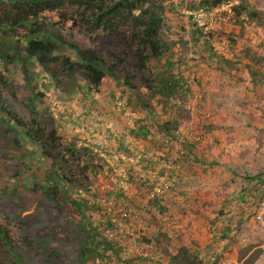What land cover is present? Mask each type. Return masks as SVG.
<instances>
[{
  "label": "rangeland",
  "instance_id": "1",
  "mask_svg": "<svg viewBox=\"0 0 264 264\" xmlns=\"http://www.w3.org/2000/svg\"><path fill=\"white\" fill-rule=\"evenodd\" d=\"M187 1L171 0L167 4L175 12L165 13L162 37L186 39V16H190L203 32L210 34L211 45L218 55L230 60L233 66L229 75H223L213 69V60L201 61L197 57L192 60L186 46H175L172 51L181 61L178 69L185 75L190 88L184 103L188 124L177 133V141L193 145L192 156L186 162L176 161L180 144L168 142L157 134L152 123L176 118L173 101L147 99L143 92L142 100L149 102L152 108L149 132L151 139L157 140L152 143L148 139L135 140L127 134L132 123L146 113L138 111L133 99L125 92L121 94L122 88L109 78L102 79L98 92L90 98H82L79 92L67 99L69 93L65 90L70 91L73 76L54 66L51 68L52 81L46 79V73H41L35 79L36 87L45 94L41 100L43 107L53 114L65 111L61 121L54 119L62 137L65 138V134L73 136L76 147L89 145L95 154L93 161L102 166L90 177L87 186L93 194L109 191L106 200H99V203L117 224L113 238L124 250L121 260L141 254L147 259L133 264L160 261L156 247L151 243L144 245L140 239L151 238L158 231L165 233L172 250L180 245L197 248L201 257L209 262L213 253V257L219 255V261L237 264L236 250L257 243L262 253L253 264H264V196L257 201V207H246L236 199L240 187L246 186V176L264 170V85L257 94L260 96L253 95L244 68L249 61L242 58L248 47L264 54V25L244 24L240 31L230 21V7L236 0H226L212 12L198 10L194 13L186 10ZM246 1L264 16V0ZM53 31L60 34L65 44L80 48L96 46L93 34L57 28ZM63 51L62 54L72 55L67 47ZM163 64V59L154 62L153 72ZM15 66H7L2 71L3 80L10 83V88H0V106L26 122L30 118L25 104L28 92L18 87L22 76L18 65ZM30 71L37 70L32 67ZM49 83V88L43 86ZM2 116L0 114V157H3L0 158V226L7 231L13 247L11 254L1 255V264H75L81 245V234L75 226L78 216L68 204H56L33 188V184L40 181L41 167L49 168L50 161L46 158L41 163L37 155L29 165L40 168L24 170L19 159L22 152L19 140L5 126ZM137 155L140 157L135 160ZM16 169L20 171V179L13 174ZM248 183L249 193L256 187L254 180ZM118 187L120 195L116 194ZM75 191L70 193V198L89 197L88 193ZM151 193H157L164 207L163 214L151 208ZM254 199L257 197L247 199V203ZM92 201L97 204V199ZM108 201L114 206H107ZM126 203L127 216L121 218ZM220 209L233 220L237 216L243 218L238 230L228 232L235 240L228 248L224 247L225 241L216 239L221 223L210 226ZM90 212L91 219L97 223L101 221L100 212ZM150 218H155L154 225L150 224ZM158 226L162 230H158ZM121 260L110 258L95 264H122Z\"/></svg>",
  "mask_w": 264,
  "mask_h": 264
},
{
  "label": "trees",
  "instance_id": "2",
  "mask_svg": "<svg viewBox=\"0 0 264 264\" xmlns=\"http://www.w3.org/2000/svg\"><path fill=\"white\" fill-rule=\"evenodd\" d=\"M170 1L0 0V88H10V83L7 84L3 80L5 77L2 71H5L7 66L18 65L22 76L18 87L28 92L25 104L30 118L24 122L1 106L0 114L1 116L3 114L2 120L5 126L13 131L19 140V149L22 151L19 159L24 170L40 168L37 165H29L37 155L41 163L46 158L50 161L49 168L41 167L40 181L35 182L33 188L38 189L46 199L56 204H68L78 216L75 219V226L81 234V245L75 256V264H95L97 261L110 258L120 262L124 250L113 238L116 222L100 207L99 200L104 202L109 191L93 194L88 190L87 183L90 177L102 166L96 165L93 161L95 154L89 149L91 148L89 145L76 147L73 136L66 137L65 134V138L62 137L54 125V119L60 118L61 121L65 111L60 110L53 114L52 110L43 107L41 100L45 94L36 87L35 79L41 73H46V79L52 81L51 68L55 66L64 69L70 77L73 76L70 91L65 90V93H69L67 99L79 92L83 94L82 98H90L98 92L102 79H111L117 87L122 88L121 94L125 92L133 99L138 111L143 110L146 113L143 118L136 119L132 123L127 129V134L135 140L148 139L152 143H157V140L151 139L152 134L149 132L151 126L148 121L152 119V108L149 102L142 100L143 92L147 95V99L173 101L176 118L163 123L155 120L152 123L157 134L164 136L168 142L180 144L181 150H177L176 161L186 162L192 156L193 145L188 141H177V133L183 125L188 124L184 103L190 94V88L185 75L178 69L181 61L172 51L175 46H186L190 49L192 60L195 57L201 61L213 60V69L223 75L230 74L233 63L218 55L211 45L210 34L203 32L190 16H186V39L182 37L176 40L164 39L161 31L165 28V13L175 12L172 7L164 4ZM225 1L188 0L186 10L193 13L198 10L212 12ZM230 10L232 11L230 21L238 26L240 31L244 24L264 25L263 13L249 5L246 0H236ZM56 28L68 32L77 30L93 34L96 46L80 48L73 44H65L60 34L53 31ZM65 47L72 55L62 54ZM173 58L176 59L172 60ZM242 58L249 61L244 68L249 80V89L253 95H257L264 85V54L252 51L248 47L243 51ZM162 59L164 62L162 67H157V71L153 72L154 62ZM32 67L37 71L32 73L30 71ZM76 75L78 78H75ZM43 86L49 88L50 83ZM19 173L17 169L14 171L16 179H20ZM253 180L256 188L248 193L247 184ZM246 181V186L240 187L236 193V199L246 207L250 205L257 207V201L264 196V170L258 171L251 177L246 176ZM150 187L152 188V185ZM75 189L88 193L89 197L84 199L78 195L70 198V193ZM118 190L116 194L120 195L119 187ZM4 191H7V188H4ZM151 196V208L163 214L164 207L160 205L157 193H151ZM254 197L257 199L247 203V199ZM94 199H97V204L92 201ZM111 205L108 201L107 206ZM126 205L127 203L122 209L121 218L127 216ZM91 210L94 213H101L99 216L101 221L98 220L97 223L96 220L91 219ZM219 217L220 221H218ZM154 219L150 218L151 225L155 224ZM216 223H221L216 231V239L225 241V248L232 246L235 243L234 235L229 237L228 232L238 230L243 218L237 216L233 220V217H228L226 211L220 209L210 226L213 227ZM157 228L162 230L160 226ZM140 239L144 245L151 243L159 251L161 260L156 264H218L220 262L219 255L213 257V253H211V261H205L197 248L191 249L180 245L172 250L169 239L163 232L157 231L151 238ZM12 247L7 231L0 226V264L1 255L11 254ZM261 253L259 244H247L236 250V263L253 264ZM146 259L147 257L138 254L122 259L121 263L133 264Z\"/></svg>",
  "mask_w": 264,
  "mask_h": 264
},
{
  "label": "built area",
  "instance_id": "3",
  "mask_svg": "<svg viewBox=\"0 0 264 264\" xmlns=\"http://www.w3.org/2000/svg\"><path fill=\"white\" fill-rule=\"evenodd\" d=\"M218 264H231L229 261H220Z\"/></svg>",
  "mask_w": 264,
  "mask_h": 264
},
{
  "label": "clouds",
  "instance_id": "4",
  "mask_svg": "<svg viewBox=\"0 0 264 264\" xmlns=\"http://www.w3.org/2000/svg\"><path fill=\"white\" fill-rule=\"evenodd\" d=\"M168 3L169 2H165L164 4L167 5ZM139 157H140L139 155L135 156V160H137Z\"/></svg>",
  "mask_w": 264,
  "mask_h": 264
}]
</instances>
